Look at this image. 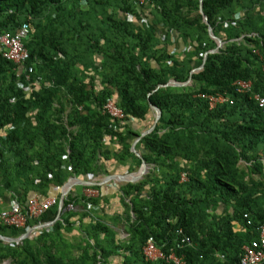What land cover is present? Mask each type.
<instances>
[{"label":"trees","instance_id":"1","mask_svg":"<svg viewBox=\"0 0 264 264\" xmlns=\"http://www.w3.org/2000/svg\"><path fill=\"white\" fill-rule=\"evenodd\" d=\"M202 11L224 43L214 54L201 0H0V37L28 24L34 67L27 83L0 51V203L9 194L26 210L71 178L150 168L118 185L124 211L115 219L127 239L104 222L109 198L91 186L100 196L71 191L53 226L21 243L0 240V262L174 264L145 256L152 240L183 264H240L264 224V109L254 99L264 96V0H202ZM238 81L251 91L240 93ZM203 95L229 101L211 108ZM109 101L124 119L105 110ZM152 106L162 116L137 143L139 157L132 147L155 122ZM58 208L23 229L0 219V234L21 237Z\"/></svg>","mask_w":264,"mask_h":264},{"label":"built area","instance_id":"2","mask_svg":"<svg viewBox=\"0 0 264 264\" xmlns=\"http://www.w3.org/2000/svg\"><path fill=\"white\" fill-rule=\"evenodd\" d=\"M140 5L146 4L149 0H136ZM84 5L87 2H82ZM30 33V26L28 24H24L20 30H18L15 34L6 33L0 37V47L3 57L11 62H13L17 67V75L19 78H24L27 83L31 82V77L34 72V67L32 65H28V61L30 60V53L25 46L24 41L28 38ZM19 88L25 89L26 87L22 82L18 83ZM238 91L240 93H248L252 89V82L250 81H238L236 83ZM32 89L31 85L26 88L27 92H30ZM203 98H207L209 101V105L211 108L217 107V105L227 102V98L224 95L217 96H202ZM255 101L257 102L259 108L264 109V96L255 95ZM105 110L116 119H124L123 111L118 107V105L109 101L105 107ZM185 175L183 176V180H185ZM62 189V188H61ZM63 190V189H62ZM66 198V197H65ZM62 199V198H61ZM58 197L51 196L46 200H41L39 196L34 195L28 202L26 210L18 204L16 201L13 202L12 206L9 209L3 210L0 219L5 226L15 227L19 229H23L26 227L27 219H40L44 214H46L50 208L54 207L60 201ZM68 210L75 211V206L73 204L69 205ZM47 224V223H45ZM41 224V225H45ZM39 225V226H41ZM39 226H35L32 228H28V231H34L35 228ZM40 230L34 231L31 235L36 236L40 233ZM189 239L187 238L186 241ZM145 256L150 260L156 259H164L168 262H173L174 264H183L181 258H178L175 253H172L169 256L164 255L150 240L147 246L144 249ZM240 264H264V224L259 228V237L258 239L252 241L251 244L244 246L243 254L241 256Z\"/></svg>","mask_w":264,"mask_h":264},{"label":"crops","instance_id":"3","mask_svg":"<svg viewBox=\"0 0 264 264\" xmlns=\"http://www.w3.org/2000/svg\"><path fill=\"white\" fill-rule=\"evenodd\" d=\"M0 50H1V47H0ZM124 170H125V167H124L123 170H122V168L120 170H118V172H115L114 170H112V171H110L109 175L98 178L97 179L98 182L97 181L96 182H90L92 184H95V185H92V186H102V189H103L102 197H103V199L109 198V202L108 203H103L102 204V207L104 209V211L102 213V216L105 219L104 222L106 224L110 225L115 231H116L115 228L117 227V225L119 223H121L120 221L116 220L115 218L118 217V216H121V214L124 211V208H123V206L120 203V200L116 197V195L119 194L118 193V185H119V183L120 184H125V183H122L118 179L115 180L116 178L115 179H109V177L110 176H128V175H132V174L135 175L139 171L138 170L137 172L123 173ZM72 179L73 178L69 179L68 182L70 180H72ZM63 187H62V189H63ZM62 189H58V190L54 191L55 195H57L56 197L60 196L62 198V196H63V190ZM71 191H75L76 194L79 195V196H86V197H92V198L93 197L94 198H98L100 196V192L97 189L91 188V186H85V185H81V184H76L72 188ZM13 202H14V200L11 199V195L6 194V196L4 198V201L0 203L1 204V210L3 211V210H6V209H9L12 206ZM75 211L82 212L83 209H81L80 205H76L75 206ZM58 214H59V208H58ZM58 214L56 215V218L53 221L51 220V222H49V223H52L54 221L59 220L61 217L58 219L57 218ZM0 235L3 236L2 234H0ZM3 237H5V236H3ZM68 237H72V234H70ZM6 238H9V237H6ZM12 239H14V238H12ZM0 264H2V262H0Z\"/></svg>","mask_w":264,"mask_h":264},{"label":"water","instance_id":"4","mask_svg":"<svg viewBox=\"0 0 264 264\" xmlns=\"http://www.w3.org/2000/svg\"><path fill=\"white\" fill-rule=\"evenodd\" d=\"M201 14L203 15L204 17V22L209 26V22H208V18L204 15L203 11H202V0H201ZM209 34H210V37L212 39H214L216 42H217V48L212 50L211 52H209L210 54H214L216 52H218V50L220 48L223 47L224 43L221 39L217 38L214 33H213V29L209 26ZM208 53V54H209ZM206 54V56L208 55ZM205 61H206V57H205V60L203 62V65L192 72L195 73V72H199L200 70H202L205 66ZM192 83V79H190L187 83L185 84H179V83H176L175 81H171L168 83L167 86H170V85H174V86H178V87H184V86H189L191 85ZM152 109L153 111L155 112V122L153 123L152 127L150 129H148L147 131H145L144 133L141 134L140 138L134 143L133 145V152L136 153L137 156L140 157L139 153L136 151L135 147L137 145V143L143 138L145 137L146 135L150 134L151 132H153L159 122V120L161 119V116H162V112L160 109H158L157 107L155 106H152ZM149 171V166L146 164L145 161H143V164L140 168V170L135 174V175H128V176H110L109 179H115V180H119L121 181L122 183H137L138 181L142 180L144 178L145 175H147ZM76 184H81V185H85V186H92V185H95V184H92L90 182H85V181H80L78 180L77 178H73L72 180H70L69 182L66 183V185L63 187V196H62V199L60 201V204H59V214L57 216V218L59 219L61 217V213L63 211V207H64V201H65V197L70 193V191L72 190V188L76 185ZM66 210V209H65ZM64 210V211H65ZM56 221L52 222V223H47L45 225H41L39 226L38 228H35L34 231H37V230H43L45 228H48V227H51L55 224ZM34 231H28L26 233H24L21 237L19 238H6V237H3L0 235V240L4 241V242H7V243H21L23 240L25 239H28L31 237L32 233Z\"/></svg>","mask_w":264,"mask_h":264},{"label":"rangeland","instance_id":"5","mask_svg":"<svg viewBox=\"0 0 264 264\" xmlns=\"http://www.w3.org/2000/svg\"><path fill=\"white\" fill-rule=\"evenodd\" d=\"M149 170H150V168H149ZM115 229H116V232L118 233L120 239H127L128 238V234L126 233V227L123 223H119ZM2 264H10V262L6 261V262H2Z\"/></svg>","mask_w":264,"mask_h":264}]
</instances>
